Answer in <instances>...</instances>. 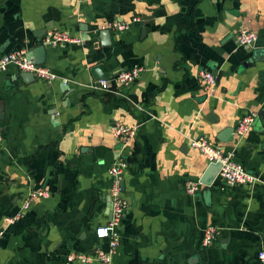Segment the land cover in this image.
<instances>
[{"label":"crops","instance_id":"obj_1","mask_svg":"<svg viewBox=\"0 0 264 264\" xmlns=\"http://www.w3.org/2000/svg\"><path fill=\"white\" fill-rule=\"evenodd\" d=\"M136 17L104 35L108 22ZM242 28L258 35L250 49L237 42ZM55 29L84 43L44 44ZM15 51L59 78L26 82L14 66L0 75V264H68L71 252L106 249L96 230L110 219L108 171L121 156L128 210L113 264H264V0H0V57ZM135 66L145 72L129 87L91 88L98 75ZM201 70L220 75L213 97ZM251 112L259 117L239 138ZM117 123L139 126L123 149ZM199 137L259 182L230 187L216 177L186 193L209 166L188 140ZM40 189L51 197L9 224ZM208 227L219 236L205 247Z\"/></svg>","mask_w":264,"mask_h":264},{"label":"built area","instance_id":"obj_2","mask_svg":"<svg viewBox=\"0 0 264 264\" xmlns=\"http://www.w3.org/2000/svg\"><path fill=\"white\" fill-rule=\"evenodd\" d=\"M141 20L136 17L132 22L110 21L106 29L124 33L128 31L133 23H140ZM258 41V35L248 29L242 28L237 35L239 46L252 48ZM44 44L53 48L83 44L84 39L73 37L68 31L55 29L47 34L43 40ZM16 67L22 73H31L38 80L48 84L56 81L59 77L49 68L36 63L29 58L26 51H15L4 54L0 57V75L5 74L10 67ZM145 72V68L135 66L129 70L117 73L115 76L106 80H100L93 83L92 89L96 91H110L113 85L129 87L134 84ZM199 84L207 97H213L217 91V75L210 70H201L198 74ZM66 84V82L64 81ZM258 113L251 112L244 115L235 129V135L243 138L255 124L258 119ZM139 126H128L117 123L112 131L114 139L122 146V149L136 137ZM4 138V129L0 120V142ZM191 147L201 152L210 164H219L220 169L217 177L227 186H251L259 182L256 175L247 171L242 165L235 161L234 153H224L211 144L207 138H189ZM128 168V161L125 157H119L109 168L108 174L111 179V187L108 192V201L110 208V219L105 226L96 230V236L99 240H107V248L97 247L94 251L88 253L71 252L67 255L68 264L78 262L80 264H113L114 256L121 244V227L125 220L128 202L124 198L122 182ZM204 185L201 181H187L184 184V190L190 195H196ZM51 197L48 189L30 190L21 206L20 211L13 217L7 218L9 224H14L23 218L24 214L30 209L31 204L39 198L47 199ZM219 236V230L214 227H208L204 230L203 245L210 247ZM259 259L264 261V251L259 253Z\"/></svg>","mask_w":264,"mask_h":264},{"label":"water","instance_id":"obj_3","mask_svg":"<svg viewBox=\"0 0 264 264\" xmlns=\"http://www.w3.org/2000/svg\"><path fill=\"white\" fill-rule=\"evenodd\" d=\"M155 2V1H154ZM110 35V30H106V34L104 35ZM44 49V47H43ZM29 58L32 59V55H29ZM33 60V59H32ZM37 63V62H36ZM38 64L40 65H44V61L42 62H38ZM101 68H99L97 71H101L100 70ZM220 76V75H219ZM219 76L217 78V80H219ZM23 79L28 82V81H34L35 80V77L33 74L31 73H24L23 74ZM98 78V81L100 80H106L108 79L107 75L106 74H101V75H98L97 76ZM2 114V115H1ZM262 116H263V119H264V110H263V113H262ZM0 120L2 121L3 120V111H0ZM234 132V129H232L231 133ZM219 169H220V165L219 164H210L208 167H207V170L204 174V176L202 177V179L200 180L201 183L204 185V186H207L209 188V186H211V184L213 183L214 179L217 177L218 175V172H219ZM124 186V181L122 182V187ZM7 244V241L5 239H1L0 238V247H5Z\"/></svg>","mask_w":264,"mask_h":264}]
</instances>
